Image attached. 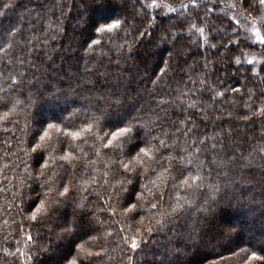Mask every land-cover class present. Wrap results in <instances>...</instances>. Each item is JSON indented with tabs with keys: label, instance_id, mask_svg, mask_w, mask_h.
Segmentation results:
<instances>
[{
	"label": "trees",
	"instance_id": "trees-1",
	"mask_svg": "<svg viewBox=\"0 0 264 264\" xmlns=\"http://www.w3.org/2000/svg\"><path fill=\"white\" fill-rule=\"evenodd\" d=\"M174 1L169 0V3L173 4ZM187 1L183 3L187 8H180V4L175 3L173 7L176 11L165 14L163 10L141 8L142 4H149L152 0H109V6L102 11L92 7V0H0V13H3L0 15V33L9 29L20 33L14 37L15 42L8 41L11 47L0 44L5 48L0 52V88L10 95L13 94V82L23 88V95L18 97L20 104L16 107V114L11 116V120L18 124L0 123V264H28L16 250L20 248L27 252L25 240L29 234L37 245L33 253H39L36 256L39 264H58L61 253L66 251V244L56 240V233L60 229L55 228L51 220L39 223L22 221L19 213L20 200L15 194L22 187L27 192V185L21 186L20 183L25 179L27 170L22 163L23 153L19 151L21 145L17 143L25 139L20 131L25 126V118L33 112L44 116L56 114L65 108L68 111L64 115L68 116L77 113L81 105L87 106L85 97L94 98L101 94L105 99L113 95L120 97L133 116L154 122V135L162 130L176 133L174 138L179 145H184L185 139L191 145L192 135L185 138L177 133V127L187 131L193 127V123L198 125L194 128L196 143L206 141L208 147L216 143L217 157L227 163L222 167L206 166L202 182L179 185L170 192L171 185L166 183L169 180L166 174L151 177L154 181L148 185L151 193L155 195L161 189L166 192L167 203L161 204L156 211L168 212L169 206L178 202V213L170 218L165 231L154 233L152 239L147 241L144 253L132 252L120 244L115 236L107 243L103 239L98 243L89 241L85 244V251L95 252L103 247L108 249L107 255L94 256L90 264H129V256L135 258L136 264H245L247 256L240 251L249 247L245 241H254L264 234V117L253 115L264 108V72L260 71L261 65L256 63L264 62V56L260 55L261 46L258 44L255 48L240 45L245 52L242 64L249 67L247 62L251 60L252 67L257 69L258 74L254 79L250 70L245 72V67H241L237 72L239 66L234 64L232 67L214 64L205 70V48H196L190 43L199 39L198 35L187 31L188 20L176 21V17L184 15L193 19L197 13L204 17L206 9L211 8L206 15L207 25L200 24L206 28L207 35L211 29L227 28L229 18L235 26L236 19L242 20L247 13L239 6L228 7L229 4H238V0H213L219 5L215 8L207 0ZM5 3L14 7L5 10ZM142 11L145 12L143 19L139 15ZM125 13L129 25L134 23L127 36V40L133 44L132 50L129 52L125 44L121 53L114 46V42L118 45L121 42L119 37L124 36L121 31L119 37L113 35L112 39H109L112 34H106L103 48L96 47L85 55V40L89 35L85 22L88 18L116 14L124 16ZM149 21L157 26L164 24L165 28L172 21L184 25L183 28L177 26L169 30L182 32L184 38L176 44L170 61L171 69L166 75L160 73L159 68L165 67L163 61L169 59L173 49L170 43L159 44L157 37L164 34L163 30L157 27L155 36L148 31L144 37L137 39L141 31L149 28ZM227 30L230 37H223L224 44H228L229 38L236 39L231 36L232 30ZM220 39L221 36H217L210 43ZM212 51L215 52L214 49ZM184 52L188 55H182ZM224 52L225 49L221 47L220 53ZM220 53L209 54L208 59L215 61ZM238 58H241L239 49L226 56L228 61ZM205 71L210 75L205 77ZM202 80L206 82L202 84ZM209 86L223 95L214 101ZM28 87H32L31 102L26 101ZM231 88L240 91L225 92V89ZM192 104H196V107L191 108ZM82 115L83 112H79L75 117L77 126ZM186 116L187 122L181 123ZM245 116L248 119H244ZM4 127L9 131H3ZM76 143L80 149L76 153L79 167L75 169L74 176V170L69 168L65 182L70 180L77 185L74 195L77 198L87 196L92 202L90 208L102 207L111 191V186L104 181L105 171L109 172V178L113 175L111 162L103 152L100 156L94 155L91 140ZM194 150V146L189 148V151ZM233 153L234 159L229 160ZM184 155L187 158V153ZM211 155L204 152L200 159L210 160ZM189 174L194 175L195 169L191 173L186 172L185 176ZM91 177H95L96 183L89 186L87 181ZM209 185H218L219 191L213 192ZM144 196L150 198L147 191ZM204 208L210 211L205 213L202 211ZM64 210L70 213L72 205L69 204ZM213 217L239 225V248L226 251L219 246L218 240L213 239ZM102 218L108 221L106 215ZM145 223H148L147 217ZM21 224L23 232L20 231ZM109 226L113 231L125 227L120 223H106L105 227ZM84 241H88V237L85 236ZM40 244L50 246L52 251L40 253ZM174 248H183L184 251L178 256H169V249ZM6 249L11 255L5 256Z\"/></svg>",
	"mask_w": 264,
	"mask_h": 264
},
{
	"label": "snow or ice",
	"instance_id": "snow-or-ice-1",
	"mask_svg": "<svg viewBox=\"0 0 264 264\" xmlns=\"http://www.w3.org/2000/svg\"><path fill=\"white\" fill-rule=\"evenodd\" d=\"M212 3L213 8L219 7L213 3V0H207ZM109 6V0H92V7L98 10H104ZM239 6L247 13L243 19H236L235 26L228 20L227 28L219 27L209 30L206 35V28L200 24L207 25L206 15L200 16L199 13L193 19L187 16L180 15L176 17V21L188 20L187 31L193 35H198L199 39L193 40L190 43L193 47L205 48L204 69L207 70L210 65L223 64L227 67H232L233 64L239 72L242 64V58L245 56L244 48H255L260 45V55L264 56V0H238V4H229L228 7L235 8ZM14 7V5L5 3V10ZM180 8L188 6L181 3ZM142 9L165 8L168 12H175L176 9L168 4H159L156 0H152L149 4H142ZM3 13H0L2 15ZM143 19L145 12L139 13ZM252 17V20H249ZM218 19L220 17H217ZM255 21V22H254ZM88 28L89 35L86 37L85 43L87 50L85 55L94 50L96 47L103 48V40L106 34L119 37L121 31L124 32L123 37H119L121 42L114 46L119 52H123L124 45H128L129 52L133 48V44L127 40L130 28L127 14L124 16L119 14L113 16L100 15L99 18L93 19L89 17L85 22ZM259 24V27L257 26ZM179 26L183 28V24L177 25L175 21L169 22L167 28L164 24L155 25L149 21V28H145L140 32V36L144 37L148 31H152L155 36L156 28L163 30L164 34L157 37L159 44L170 43L173 51L169 53V59L164 60L165 67L159 68L160 73L166 75L171 69V59L175 53L177 42L184 38L183 33L169 31L172 28ZM231 29V36L236 39L229 38L228 44L223 43V37H230L227 29ZM19 31L9 29L0 33V44H8V41H13ZM217 36L221 39L216 43L210 41L216 40ZM98 37V38H97ZM201 39L203 43H201ZM232 45V47H229ZM244 45V48H240ZM225 49L224 53H220V48ZM215 50L213 52L212 50ZM239 49L241 58L234 61H228L226 56L234 53ZM5 51L4 47H0V52ZM220 53L215 61L208 59V55ZM7 54V53H6ZM103 54V53H102ZM182 55H188L187 52ZM199 55V53H197ZM249 67H245V72L249 70L252 73V79L258 74L257 69L252 67V61L248 62ZM260 64V71L264 72V62L256 61ZM190 69V66H189ZM210 75L205 71V77ZM202 80L201 83H205ZM31 81L29 84L31 85ZM39 83V81H37ZM154 86L156 82H153ZM34 87V85H33ZM13 94H9L3 88H0V123H17L11 120V116L16 114V107L20 104L19 96L23 95V88L17 87L13 82L11 85ZM208 90L213 93V100L223 93L216 91L214 87L209 86ZM59 91V90H58ZM239 92L238 88L225 89V92ZM88 101L87 106L81 105L77 113L65 116L64 113L68 110L62 109L60 112L52 115L41 116L38 112H33L27 116L25 126L20 129L24 134L25 139L18 140L21 145L19 151L23 153L22 163L27 170L25 179L21 180V186L27 185V192L19 191L15 195L19 198L18 205L19 213L22 221H31L39 223L41 221L51 220L55 228H59V233H56V240L66 244V251L62 252L58 264H90L92 258L102 257L107 255V247H103L98 251H85V244L89 241L98 243L103 239L105 243L115 236L120 244L127 246L132 252L144 253L147 247V241L151 240L154 233L166 230V225L170 223V218L180 210L179 203L170 205V211L158 213L156 210L161 204L167 203L165 200L166 192L161 189L159 193L153 195L148 185L154 183L151 177H159L166 174L169 180L166 183L171 185L170 191L176 190L179 185H188L193 181H203L205 176L203 170L206 166L222 167L227 161L219 159L216 155L217 144L213 143L211 147L207 146L206 141L196 143L194 136V128L198 127L193 123V127L187 131L177 127V133L182 134L185 138L192 135V144L189 145L187 139L184 145H179L178 140L174 138L176 133H171L168 130H162L157 134H153V123L148 120H142L139 116H133L125 108L122 100L118 96H110L105 99L104 96L96 95L93 97H85ZM93 99L95 102H93ZM32 100V87H28L27 102ZM161 103H165L161 101ZM195 108L196 104L190 105ZM246 107H248L246 103ZM79 112H83L80 117V125L74 123L75 117ZM264 117V108L259 113H253ZM244 119H248L247 116ZM187 122V116L181 123ZM175 126V125H174ZM3 131L8 132L7 127ZM55 133V135H53ZM88 140L93 142L94 155L100 156L101 153L111 162L113 175L109 178V172H104V181L106 185L111 186V191L108 193L105 204L102 207L90 208L92 203L87 196L77 198L74 193L77 191V185H74L70 180L65 182V177L69 175V168L74 171L79 167L76 163L79 151V146L76 142L87 143ZM195 147L194 151H189V148ZM177 149H179L177 151ZM223 148L221 147V151ZM204 152L212 153L211 159H200V155ZM184 153H187V158ZM235 154L229 157V160L234 159ZM195 169V174L185 176V173H191ZM83 178V174H81ZM114 181V182H113ZM179 182V184L177 183ZM96 183L95 177H91L87 184ZM213 192L219 191L218 185H209ZM148 192V199L144 193ZM35 193V195H31ZM103 198V197H101ZM72 205V211L66 212L64 209ZM208 213L207 208L202 209ZM107 216L108 221L102 218ZM116 218L115 220L113 218ZM148 223H145V219ZM214 222L211 224L213 230V239L218 240L219 246L224 250L231 252L232 249L239 248L238 238L240 236L239 225L233 224L226 219L213 217ZM120 223L125 227L118 231L110 230L105 227L106 223ZM23 224L20 231L23 232ZM124 233V235H121ZM88 237V241H84V237ZM78 241H84L79 243ZM249 247L241 249V253L247 256L245 264H264V234L254 241H245ZM25 244L27 252L17 248V254L24 257L28 264H39L36 256L39 253H33V248L37 247L34 243V237L27 235ZM50 244V242H49ZM59 247V244L57 245ZM52 251L50 246L44 244L39 245L40 253ZM184 251L183 248L169 249V256H178ZM250 252V254H249ZM11 255L8 250H5V256ZM224 258H222L223 260ZM129 264H136L133 256L128 257ZM215 264V262H213Z\"/></svg>",
	"mask_w": 264,
	"mask_h": 264
},
{
	"label": "rangeland",
	"instance_id": "rangeland-1",
	"mask_svg": "<svg viewBox=\"0 0 264 264\" xmlns=\"http://www.w3.org/2000/svg\"><path fill=\"white\" fill-rule=\"evenodd\" d=\"M160 1V2H159ZM224 1V0H223ZM225 1H227V0H225ZM156 2L157 3H159V4H168V5H170V6H175L176 4H181V3H185V2H188L187 0H178V2H177V0H175L174 1V3L172 4V3H169V0H156ZM176 3V4H175ZM159 10H163L164 12H165V14L167 13V9H165V8H160ZM257 60H259V58L257 59Z\"/></svg>",
	"mask_w": 264,
	"mask_h": 264
}]
</instances>
